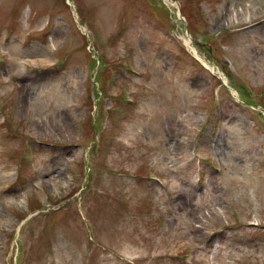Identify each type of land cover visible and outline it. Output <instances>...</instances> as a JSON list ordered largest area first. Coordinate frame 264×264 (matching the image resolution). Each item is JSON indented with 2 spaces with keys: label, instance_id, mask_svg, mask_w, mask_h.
<instances>
[{
  "label": "rangeland",
  "instance_id": "rangeland-1",
  "mask_svg": "<svg viewBox=\"0 0 264 264\" xmlns=\"http://www.w3.org/2000/svg\"><path fill=\"white\" fill-rule=\"evenodd\" d=\"M0 264H264V0H0Z\"/></svg>",
  "mask_w": 264,
  "mask_h": 264
},
{
  "label": "bare ground",
  "instance_id": "bare-ground-1",
  "mask_svg": "<svg viewBox=\"0 0 264 264\" xmlns=\"http://www.w3.org/2000/svg\"><path fill=\"white\" fill-rule=\"evenodd\" d=\"M171 2H172V1H171ZM248 16H249V15H248ZM248 16H245V15H244V18H247ZM204 63H205V62H204ZM205 64H206V63H205ZM206 66L208 67L209 65L206 64Z\"/></svg>",
  "mask_w": 264,
  "mask_h": 264
},
{
  "label": "trees",
  "instance_id": "trees-1",
  "mask_svg": "<svg viewBox=\"0 0 264 264\" xmlns=\"http://www.w3.org/2000/svg\"><path fill=\"white\" fill-rule=\"evenodd\" d=\"M208 51V50H207Z\"/></svg>",
  "mask_w": 264,
  "mask_h": 264
}]
</instances>
